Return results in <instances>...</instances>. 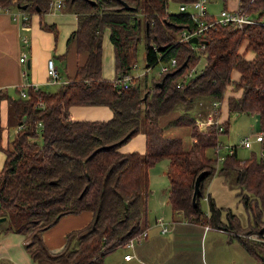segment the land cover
Masks as SVG:
<instances>
[{"label":"trees","instance_id":"16d2710c","mask_svg":"<svg viewBox=\"0 0 264 264\" xmlns=\"http://www.w3.org/2000/svg\"><path fill=\"white\" fill-rule=\"evenodd\" d=\"M122 1L65 0L63 11L78 15L77 28L68 43L75 41L78 51H88L87 61L54 91L29 86L25 97L9 96L11 115L21 127L3 148L0 120V148L6 153L0 167V217L7 220L4 228L0 225V234H25L26 249L38 264H102L107 255L143 231L149 169L168 158L172 208L182 210L190 222L225 229L264 264V242L249 236L264 233V155L252 151L249 158L241 159L236 152L238 145H233L234 150L225 153L218 166V157L207 149H220L219 137L229 132L230 119L200 130L189 116L200 100L209 98L211 110L229 87L242 89L240 96H230L229 111L258 114L264 131V25L216 22L197 35L198 43H192L184 33L196 32L201 23L190 11L169 10V3L194 0H124L134 6L131 9ZM24 4L26 8H22ZM9 5L41 14L51 9V0H0V6ZM240 6L255 18L264 16V0H240ZM213 19L207 14L200 20L207 23ZM41 24L58 37L54 23L43 20ZM106 29L115 51L114 80L103 77ZM143 36L145 67L172 58L177 64L152 78L150 84H117L116 80L129 74L138 62ZM250 50L252 58L247 57ZM201 58L206 63L198 72ZM235 70L239 72L237 79L233 78ZM92 104L109 105L113 116L107 120L71 116L72 105ZM219 107L213 111L217 113ZM177 108L184 112L170 124H192L197 137L193 147L185 149L181 137L162 138L159 134L160 142L154 147L150 130L159 127L161 115ZM143 124L148 135L145 152H123V143L141 132ZM259 141L264 149V137ZM203 170L195 205V180ZM217 173L226 175L231 187H239L237 193L250 211L247 226L231 208L219 206L213 195L206 194L207 183ZM203 197L207 198L208 211L201 205ZM83 211L92 212V219L69 231L65 246L52 251L43 239L44 232L64 215Z\"/></svg>","mask_w":264,"mask_h":264},{"label":"crops","instance_id":"0c3cea01","mask_svg":"<svg viewBox=\"0 0 264 264\" xmlns=\"http://www.w3.org/2000/svg\"><path fill=\"white\" fill-rule=\"evenodd\" d=\"M208 1L209 0H207V4ZM213 1H218V0H212V2ZM219 1H223V0H219ZM223 6L224 7L221 10L229 9L234 11L237 10L239 7H241L240 0H227L226 2L223 1ZM16 13L19 14L21 13V11L15 5H9L6 7L0 6V120H1V125L3 127L2 140H1V145L3 148H6L9 145L10 141L13 139L15 135V132H17L18 129V126L16 125L17 124L16 119L14 116L11 115V104L9 102V96L13 98H20L22 96L21 93L22 89H26L27 91L28 88L27 86L30 83H38L40 88L48 91H54L55 90L53 88L54 86L59 87V85L62 82L73 78V76L76 74L78 67L83 63H85L88 57V51L77 50L75 41H71L70 43H68V38L70 37L72 31H74L78 25L77 13L65 12L63 11V9L58 10L53 8H51L47 12L44 13L42 12L41 14L39 12H32L29 14L28 11H24V13L29 14L30 16L29 17L30 19L28 21H25L22 18V16L19 17L14 16ZM21 14H23V12ZM207 14L214 18L220 15V14L215 15L213 11H209V5H207L206 15ZM43 20L49 24L54 23L56 25L58 29V37H55L54 31L49 29H44L42 27L41 23ZM25 38H28V42L24 41ZM245 47H246V43L243 44L241 50L243 51ZM22 55L26 56L25 61L20 60V57ZM253 56H254V52L252 50L247 52V57L252 58ZM49 58H54L55 64L57 65L60 74V82L57 83L48 82L47 62ZM28 60H30V66L28 65ZM160 62L167 63L165 61H160ZM136 66L137 63L134 67ZM144 68L146 69V73H148V70L152 67L147 68L144 65ZM161 73L162 71L160 70V72H158L157 75H153L150 79L148 77L146 79L144 76L145 74H137V75L133 74L134 77L132 79L131 84H138L139 82L142 85H145V83L150 84L151 79L154 77H158ZM103 77L109 80H114L116 78L115 51H114L113 43L109 36L108 29L105 30L103 37ZM238 77H239V72L235 70L233 72V78L237 79ZM6 94L8 96H6ZM241 94H242V89L234 90L233 88L229 87V89H227L225 92L223 100L219 104L220 106L219 110L214 115L213 121L209 122L208 124L219 123L227 120L228 118L230 119L231 113H234L235 116L241 114L240 112L238 113L230 112L229 104H228L230 96H240ZM209 104H210L209 98H204L200 100L197 103V105H195V107L192 109L194 110L193 113L191 114L189 111V116L194 117L193 119L197 123L199 122V120L207 118L209 116V111H210ZM172 112L161 115L159 117L158 119L159 127H161L162 129L163 127L166 128V135H167L166 137L169 136L181 137L185 149L192 148L194 141L197 140L196 135L193 133V125L188 123L179 124V126L177 127H175V125H171L170 121L176 119L177 117L175 116L178 114L175 111ZM70 113L73 118L88 119V120H107L113 116V110L109 105H105V104L72 105L70 107ZM252 115H254L256 120L259 122V115L258 114H252ZM170 125L172 127H169ZM179 127H187V133L190 136H186L185 133L182 132ZM205 129H207V126L206 128L204 127L201 128L200 130H205ZM256 142L259 143L260 153L258 154L256 149L255 150L253 149L252 151L257 152L258 156L261 155L263 156L264 155L263 144L259 140H256ZM252 145L253 142L251 146ZM3 148H0V167L3 165L6 158V153L4 150H2ZM146 148H147V134L139 132L135 136H133L129 140V142L122 145L120 149L123 152H130V151L145 152ZM236 152L238 155V147L236 149ZM211 155L213 156V154ZM246 158H241V159H246ZM159 162L163 163L162 165L164 168H168L169 165L168 158L161 159L158 162H156V164ZM216 164L220 166L221 162L220 163L217 162ZM155 165L153 167H155ZM153 167H151L152 168L151 171H150L151 168L149 169L150 185L152 181L151 178H153V174H152L154 169ZM216 175L218 176L222 174H218V173L215 174L208 182L209 185L207 187V191L211 195H213V193L209 190L210 183L212 182L213 178L214 179L217 178ZM222 181L224 180L222 179ZM224 183H228L227 178L225 179ZM229 187L239 192V187L237 186L231 187V185ZM169 192H170V184L168 186V202L170 203ZM149 196H148V201H149ZM214 198L217 202V198L215 196ZM148 201H147L146 222L143 228V230L147 229L148 234L146 237L143 238H138L136 236L133 239V242H128L126 245H124V247H127V249L131 251H126L124 253L123 255L124 257L119 260L120 263L121 264H209L207 258V248L204 249L203 246L199 245L200 247L199 249L197 246L199 242H184V240L186 239V234H184L183 239H180V242H175L176 236H174V238L171 237L167 238V240L163 241V238L161 237L162 234H168L172 230H174L175 233L176 232L178 233L177 227H179L181 224L178 222L181 220L176 219L173 216V221H174L173 223H175L173 225V229L165 221L169 227V230L167 232H162L161 225L156 223V226L160 228L157 232H155L154 231L155 228L152 225V221H150L148 218L149 215ZM222 207L225 208L227 206H222ZM228 207L231 208L233 212L238 214L239 217L241 216L243 218L242 213H238L237 210L233 209L231 206ZM244 209L246 212L243 214L246 215L247 225H248V223L250 222L248 215H250V213L245 208V206ZM172 210L174 215L175 214L182 215L183 217L182 222L186 223V226L194 225V227L197 228L195 229L196 232L200 231V229L204 227L203 233L209 234L210 228L208 226L199 225L198 223L190 222L185 217L182 210H174L173 208ZM205 210L208 211V207ZM225 213L226 210L223 211V216H222L223 219L226 218ZM92 217H93V213L90 211H83L81 213L64 215L59 220L58 222L59 224L58 223L55 224L53 227L47 229L44 232L43 239L52 251H59L66 244L67 233L72 229L82 227L83 225L88 223L92 219ZM186 226L183 227L186 228ZM223 230L226 231L225 229ZM25 237H26L25 234L15 231L2 233V235L0 236V262L6 261L9 264H38L37 261H35L31 257V255L26 249L25 244L28 240H26ZM188 239H191V237H189ZM9 241L15 242V245L17 247L15 253H12L10 249L5 248V246H7L8 244L13 243ZM214 245L215 242H209L208 252L213 254V260H215L216 264H218L219 255H217V252L214 249ZM240 245L244 247L241 243ZM245 250L249 253V251L246 248ZM25 253H27L29 256H26ZM126 254H130L131 257L129 259L125 258ZM107 257L108 255L106 256V258Z\"/></svg>","mask_w":264,"mask_h":264},{"label":"rangeland","instance_id":"374dc122","mask_svg":"<svg viewBox=\"0 0 264 264\" xmlns=\"http://www.w3.org/2000/svg\"><path fill=\"white\" fill-rule=\"evenodd\" d=\"M179 3L176 1H170L169 3V9L171 11H178L179 9ZM209 11H213L215 15H219L220 10L224 7L223 1H213L209 0ZM69 12V11H67ZM72 13V12H70ZM144 42L145 37H142V40L139 44V58L137 62V66L133 68V71L131 74L137 75V74H145L146 69L144 68L145 65V48H144ZM206 63L205 58H201L200 62L197 64L196 69L201 71ZM162 62H159L156 66L150 68L148 70V78L150 79L153 75H157L158 72L161 70ZM55 90L58 88V86L53 87ZM177 112L178 114L175 117H179L178 115L180 113H183L184 110L182 108H177L173 110ZM194 110H190V113L192 114ZM212 111V109L209 111ZM174 113V112H172ZM174 117V118H175ZM205 119V118H204ZM202 121V120H200ZM199 126V128H204L206 125ZM230 129L228 133H221L219 140L222 145H220L219 152H217V149L209 148L207 151L211 154H213L214 157H218V153L225 154L227 152H230V148L233 145H238V155L240 158H246L249 157L252 153V150L256 149L258 154L260 153V147L259 143L255 140V134L261 130L260 123L256 120L254 115L248 114V113H241L238 116H235L234 113L230 114ZM179 126V124H175V127ZM169 127H172L171 125ZM167 127V128H169ZM182 132L185 133L186 136H190L187 133V127H179ZM15 129V128H14ZM150 139L152 140L153 146H157L160 142V137L165 138L166 135V128L163 127H157L156 130L152 131L150 130ZM16 133V132H15ZM140 133H146L147 134V127L145 124H143V129ZM157 134L160 135V137H157ZM15 136V135H14ZM244 136H249L251 138V141L253 142V145L251 147H244L243 145H240V140ZM148 139V135H147ZM39 141L41 142L42 139L39 138ZM129 142V141H127ZM127 142L123 143L126 144ZM163 162V161H162ZM221 161L219 160L218 163ZM163 163L159 162L153 167V178L150 185V196L148 201V207H149V215L148 218L150 221H152V225L155 228V232L159 230L160 227L156 226V219L158 217H163L164 220L168 223V225L173 229V216L176 219H180L178 223H181L178 229V233L176 234L174 230L170 231L168 234H162L161 237L163 238V241L167 240V238H174L176 236L175 242H180V239H183L184 234H186V239L184 242H199L197 244L198 248L200 249V246H203L204 249L207 248V258L209 264H216V261L213 260V254L209 253V242H215L214 249L217 252V255H219V263L218 264H259L258 260L251 256L244 247L240 245V242L237 238H231L230 235L224 231L223 229L219 228H213L209 227L210 231L209 234L203 233L204 227L200 229V231L196 232L194 225H188L186 226V223H183V217L182 215L173 214L172 207L170 203L168 202V186L170 184L169 178L167 175L168 168H164ZM152 168L150 169V171ZM217 178H213L212 182L210 183L209 190L213 193V195L217 198V202L221 206H227L225 208H228V206H231L233 209L237 210L238 213H242L243 218L241 217L243 224L247 226V218L244 209V202L241 199V196L237 193V191L232 188H230L228 183H224L226 179V175H216ZM222 179L224 181H222ZM211 180V179H210ZM209 183H207L208 187ZM229 185V186H227ZM208 191L206 190V194ZM201 205L203 208L208 207V201L206 197H203L201 199ZM246 208V207H245ZM247 209V208H246ZM248 210V209H247ZM227 211V210H226ZM249 211V210H248ZM250 213V211H249ZM250 219V215H248ZM3 225L1 228H4L7 224V220H1ZM1 223V222H0ZM59 224V223H58ZM189 224V223H187ZM201 225V224H199ZM183 226H186L183 227ZM4 233V232H2ZM0 234V236L2 235ZM189 233V234H187ZM191 237V239H188ZM143 238V237H142ZM13 242V241H9ZM203 242V243H201ZM5 248L10 249L12 253H15V250L17 249L15 242L12 244H8L5 246ZM128 250L127 247L120 246L118 247L114 252L110 253L107 258H105L104 263L102 264H121L120 259L123 258L124 253ZM26 256H29L27 253H25ZM28 258V257H27ZM31 258V257H30ZM23 261V260H22ZM113 261V262H112Z\"/></svg>","mask_w":264,"mask_h":264},{"label":"built area","instance_id":"2783aa9c","mask_svg":"<svg viewBox=\"0 0 264 264\" xmlns=\"http://www.w3.org/2000/svg\"><path fill=\"white\" fill-rule=\"evenodd\" d=\"M64 5H65V0H51V8H53V9L61 10ZM179 9L183 10V11H190L193 18L197 22L201 23L200 28L196 32H191V33L185 32L184 33V36L186 39H189L193 35H198L203 30L207 29L208 26L213 25L216 22H222V23L233 22L237 26H242L246 22L261 23L264 25V16H262V18H255L247 12L245 7H242V6L239 7L237 10H234V11L229 10V9H223L220 11V13H219L220 15L218 17L214 18L213 20H211L207 23L200 20L207 13V0H194L192 2H183L179 5ZM21 13H22V11H21ZM21 13H19V14L16 13L14 16H16V17L22 16V18L25 21L29 19V14H26L24 12H23V14H21ZM24 41L28 42V38H25ZM20 60L25 61L26 56L22 55L20 57ZM176 64H177L176 58H172L169 62L162 63L161 71L163 72V71L169 70L173 66H175ZM47 68H48L47 69L48 82L49 83L60 82V74H59L57 65L55 64L54 58L48 59ZM133 77L134 76L131 73H129L126 76L117 79L116 83L119 85H124L126 87L132 83ZM29 86H32L35 89L40 88L38 83H30V84H28L27 87H29ZM21 93H22V96H26L27 95L26 89H22ZM219 104H220L219 101L213 102L212 111L210 112L209 116L205 119H201L202 121L199 120L201 123V124H199L200 126L207 125L209 122L213 121L214 115L216 114L213 110L215 108H217L219 106ZM20 127H21V125L18 126V128H20ZM263 137H264V131L263 130H261L255 134V140H261ZM240 144H243L244 146H251V144H252L251 138L249 136L242 137L240 140ZM233 150H234L233 147H231L230 152H232ZM217 151L219 152V149H217ZM223 159H224V155L218 156V160H223ZM156 223L161 225L162 232H167L169 230V227H168L167 223L165 222L164 218H162V217L157 218ZM147 234H148L147 229H144L141 232V234H139L137 237L138 238L146 237ZM249 236L252 238L264 241V233H254V234H250ZM130 242H133V239ZM130 257H131L130 254L125 255V258H127V259H129Z\"/></svg>","mask_w":264,"mask_h":264},{"label":"water","instance_id":"95a60500","mask_svg":"<svg viewBox=\"0 0 264 264\" xmlns=\"http://www.w3.org/2000/svg\"><path fill=\"white\" fill-rule=\"evenodd\" d=\"M91 2H93V3H96L97 2V0H90ZM123 2V4H124V6L126 7V8H134V6H131L130 4H128L127 2H125L124 0L122 1ZM27 7V5L26 4H24L23 6H22V8H26ZM189 41L190 42H194V43H198L199 42V37L197 36V35H193L190 39H189ZM28 65L30 66V60H28ZM160 84L162 83V82H159ZM236 113H238V112H236ZM204 173H205V170H203V171H201L198 175H197V177H196V180H195V189H194V192H193V197H192V199H193V203L196 205L197 204V199H198V195H199V193H200V191H201V186H200V183H201V179H202V177H203V175H204ZM5 219V216H2V217H0V220H4ZM263 260H264V256H263Z\"/></svg>","mask_w":264,"mask_h":264},{"label":"bare ground","instance_id":"6f19581e","mask_svg":"<svg viewBox=\"0 0 264 264\" xmlns=\"http://www.w3.org/2000/svg\"><path fill=\"white\" fill-rule=\"evenodd\" d=\"M136 64V63H135Z\"/></svg>","mask_w":264,"mask_h":264}]
</instances>
